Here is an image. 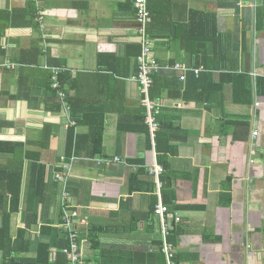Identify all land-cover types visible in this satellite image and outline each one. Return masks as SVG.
Instances as JSON below:
<instances>
[{
	"label": "crops",
	"instance_id": "0c3cea01",
	"mask_svg": "<svg viewBox=\"0 0 264 264\" xmlns=\"http://www.w3.org/2000/svg\"><path fill=\"white\" fill-rule=\"evenodd\" d=\"M148 8L156 68L144 96L134 0H0L12 16L0 55V227L6 210L12 259H68L67 216L84 264H169L161 201L174 264H264V0ZM46 65L63 73L69 110L48 101Z\"/></svg>",
	"mask_w": 264,
	"mask_h": 264
},
{
	"label": "built area",
	"instance_id": "2783aa9c",
	"mask_svg": "<svg viewBox=\"0 0 264 264\" xmlns=\"http://www.w3.org/2000/svg\"><path fill=\"white\" fill-rule=\"evenodd\" d=\"M148 1L149 0H134V5L136 7V18L140 24V42L142 43V50L138 56L139 61V72L136 76L137 80L140 82L142 94L145 96L148 94V91L151 87V72L153 69L156 68V64L151 56L153 42L152 39L148 36L147 33V25L151 20L150 10L148 8ZM45 68L50 69L52 73V87L58 91L59 99L61 100L62 106L65 110H69L70 106L68 102L65 100V93L61 89V85L59 82V74L61 72L60 68L58 67H51L46 65ZM144 105L147 106L148 115L146 117V122L150 125L151 131L155 136V133L158 129V124L155 121V118L152 115L154 110V103L149 100V98H145L143 100ZM256 134V133H255ZM163 171V167L160 165L155 164L153 168H150L151 173H155L159 175ZM160 186H161V181ZM67 195V194H65ZM169 211V207L163 204L161 201L159 204L155 206V212L160 216L162 221V232H163V251L167 255V261L169 264H174L173 256L174 253L172 252V245L168 242L167 236L170 232V224L167 221V213ZM66 214V213H65ZM78 213L77 211L73 212L70 217L76 216ZM66 228L69 231V246L63 248V252L67 254L69 259V264H84L82 255L79 251L78 239H77V232L71 226V218H67L66 216ZM176 220L179 221L180 217L177 216Z\"/></svg>",
	"mask_w": 264,
	"mask_h": 264
},
{
	"label": "trees",
	"instance_id": "16d2710c",
	"mask_svg": "<svg viewBox=\"0 0 264 264\" xmlns=\"http://www.w3.org/2000/svg\"><path fill=\"white\" fill-rule=\"evenodd\" d=\"M35 6L33 7V9L35 10ZM9 18V20L11 19L12 16H10L9 14H6ZM3 11L2 13H0V55L4 54L3 48H2V38L5 34V30L6 28L9 26L8 21L3 20V16H6ZM26 64H30L29 62H26ZM50 74V77L48 76L47 78H51V71H48ZM63 73L60 74V82H61V89L64 90L66 93V100L68 101L69 105H71L72 107V102L69 99V94L67 93V90H65V80L63 79ZM45 85V90H46V94L48 96V101H53L56 103L57 108H61V100L59 99V96L57 94V90L55 88H52L51 86V79H48ZM153 97V95H152ZM93 123V122H92ZM92 131L90 133V136H92V140L95 143L96 146H98L96 148L97 151L101 150V139L103 136V130H104V121L101 119L100 121L93 123L92 127H91ZM96 151V152H97ZM95 152V151H93ZM44 167H41V172H40V178L39 181L41 180L42 184L44 183V178H45V174H44ZM38 181V182H39ZM21 186V185H19ZM18 186V190L19 187ZM13 188L10 190L12 193H15L16 195L14 196L13 200L18 202L20 200V195L18 192L14 191L13 192ZM2 200V198H1ZM4 206L6 207V200H4ZM17 207V205L15 206V208ZM6 209V208H5ZM4 209V210H5ZM33 218H34V222L37 221L38 219V213L37 210L33 211ZM10 213H8L5 210V213L3 214V218H4V222L2 224V226L0 227V248L3 250V257H4V264H18L21 262V264H45L47 262H49V257H37L33 260H25V259H20V258H14L12 259V257H16L15 254L16 252L19 250L17 244L18 242L13 243L12 238L10 236ZM44 228V227H43ZM44 229L46 230H50L51 227H45ZM39 247H42L45 252L48 254V249H49V244L46 243H42ZM61 255V254H60ZM64 255V254H62ZM65 256V255H64ZM59 258L62 259L61 264H68V259L67 257H58L57 260H59Z\"/></svg>",
	"mask_w": 264,
	"mask_h": 264
}]
</instances>
